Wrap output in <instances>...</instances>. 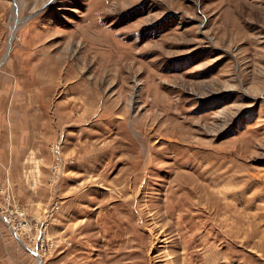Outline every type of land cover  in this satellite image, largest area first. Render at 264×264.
I'll return each mask as SVG.
<instances>
[{"label":"rangeland","instance_id":"374dc122","mask_svg":"<svg viewBox=\"0 0 264 264\" xmlns=\"http://www.w3.org/2000/svg\"><path fill=\"white\" fill-rule=\"evenodd\" d=\"M0 264H264V0H0Z\"/></svg>","mask_w":264,"mask_h":264}]
</instances>
